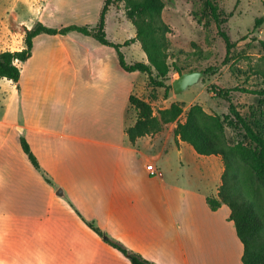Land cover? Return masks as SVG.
<instances>
[{"label": "crops", "instance_id": "1", "mask_svg": "<svg viewBox=\"0 0 264 264\" xmlns=\"http://www.w3.org/2000/svg\"><path fill=\"white\" fill-rule=\"evenodd\" d=\"M33 1L24 4L36 17L15 51L36 21L58 29L65 14L81 9L62 0ZM112 11L104 30L110 42L122 44L109 26L116 31L129 21L124 13L114 19ZM55 20L60 26L51 25ZM140 60L147 63L145 54ZM18 67V83L7 80L8 99L0 101V264H130L75 210L154 264H242L229 208L212 211L206 203L221 185L220 157L198 155L176 139L175 123L134 144L128 140L126 129L137 119L128 99H144L145 74L123 71L112 48L77 32L36 36ZM21 137L53 186L30 164Z\"/></svg>", "mask_w": 264, "mask_h": 264}, {"label": "trees", "instance_id": "2", "mask_svg": "<svg viewBox=\"0 0 264 264\" xmlns=\"http://www.w3.org/2000/svg\"><path fill=\"white\" fill-rule=\"evenodd\" d=\"M119 1L124 2V15L134 27L135 37L122 44H115L108 40L104 26L108 10ZM203 5L215 22L228 53L231 42L228 35L221 30L224 19L222 13L218 11L216 0H203ZM163 7L162 0H104L95 27L71 24L56 29L36 21L30 29L25 30L24 47L21 50L0 52V78L14 84L18 83L20 78L18 64L25 62L31 56L33 39L36 36L41 34L65 35L77 32L95 39L103 46L112 48L117 54L118 65L123 71L143 73L147 76L150 87L165 88L163 79L169 71L167 59L171 45L165 36L170 28L161 18ZM262 23L263 18L255 20L256 26ZM135 42L140 44L147 58L146 64L126 63L121 48ZM176 71L181 75L180 70L176 69ZM210 89L214 92L216 90L215 88ZM249 93L264 96V90ZM128 101L137 113L135 123L126 129V135L132 144L140 137L160 131L166 124L175 123L173 133L176 139L179 138L190 145L198 155L220 157L223 165L221 185L216 197L206 198V203L212 211L217 210L221 205L229 208V220L232 221L243 248L242 264H264V128L260 132H255L230 104L229 111L240 122L249 140L248 144L237 143L230 146L226 143L225 130L220 117L206 113L197 104L191 105L185 112L184 119L180 120L183 113L182 103H171L154 115L150 102L134 95H131ZM20 146L32 167L40 173L46 183L53 186V182L40 168L23 137L20 138ZM69 204L74 209L70 202ZM75 212L107 247L122 255L130 264H154L108 236L93 223L83 219L76 210Z\"/></svg>", "mask_w": 264, "mask_h": 264}, {"label": "rangeland", "instance_id": "3", "mask_svg": "<svg viewBox=\"0 0 264 264\" xmlns=\"http://www.w3.org/2000/svg\"><path fill=\"white\" fill-rule=\"evenodd\" d=\"M62 1L68 3L70 8L76 6L81 9L78 13L70 11L65 14L61 25L95 27L103 0ZM29 2L30 0H0V51L18 49L23 28L36 17L25 5ZM162 2L164 7L161 18L170 28L165 36L171 45L167 59L169 71L163 79L166 87H148L142 93L143 98L155 102L153 108L156 113L172 102L182 103L183 113L180 120L184 119L185 112L191 105L197 104L206 113L220 117L228 145L248 144L245 131L229 111V105L234 106L235 112L255 132L264 128V96L249 93L264 90V0H216L218 11L224 19L221 30L228 35L231 42L228 53L215 22L204 8L203 0ZM112 9L113 18L123 20L124 2L115 3ZM260 18H263V23L256 26L255 20ZM59 23L60 20H55L51 25L60 26ZM127 24L130 27L117 25L116 31L113 30L114 24H110V36L116 43L130 39L131 33L135 36L134 28L129 22ZM104 51L113 52L111 49ZM124 54L126 62H141L140 56L144 53L137 42L125 48ZM111 59L108 57L106 61ZM176 69L181 74L204 71L206 76L182 94L174 95L171 83L180 75ZM6 82L8 81L0 79L1 103L2 97L8 99L9 85ZM210 88H215L217 94ZM14 101L10 105L9 119L15 114ZM2 135L4 136V129L0 127V136Z\"/></svg>", "mask_w": 264, "mask_h": 264}, {"label": "water", "instance_id": "4", "mask_svg": "<svg viewBox=\"0 0 264 264\" xmlns=\"http://www.w3.org/2000/svg\"><path fill=\"white\" fill-rule=\"evenodd\" d=\"M206 76L204 71H190L183 73L174 79L171 83L172 92L174 95H179L185 92L188 88L198 84ZM20 130V129H19ZM56 195L61 197L60 189L56 191Z\"/></svg>", "mask_w": 264, "mask_h": 264}]
</instances>
